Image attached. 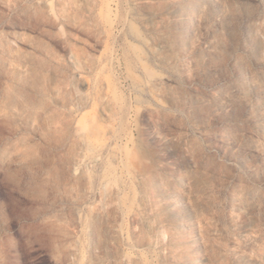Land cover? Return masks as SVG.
<instances>
[{"label":"rangeland","instance_id":"1","mask_svg":"<svg viewBox=\"0 0 264 264\" xmlns=\"http://www.w3.org/2000/svg\"><path fill=\"white\" fill-rule=\"evenodd\" d=\"M0 264H264V0H0Z\"/></svg>","mask_w":264,"mask_h":264},{"label":"bare ground","instance_id":"2","mask_svg":"<svg viewBox=\"0 0 264 264\" xmlns=\"http://www.w3.org/2000/svg\"><path fill=\"white\" fill-rule=\"evenodd\" d=\"M132 28L134 29L135 27L132 25ZM134 31L137 32L136 29H135ZM136 34H138V33H136ZM136 36H137V35H136Z\"/></svg>","mask_w":264,"mask_h":264}]
</instances>
